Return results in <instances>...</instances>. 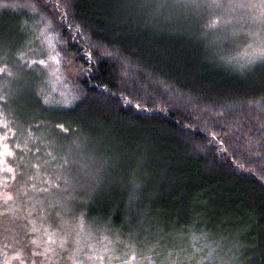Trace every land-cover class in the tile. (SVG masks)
Wrapping results in <instances>:
<instances>
[{
  "label": "trees",
  "instance_id": "16d2710c",
  "mask_svg": "<svg viewBox=\"0 0 264 264\" xmlns=\"http://www.w3.org/2000/svg\"><path fill=\"white\" fill-rule=\"evenodd\" d=\"M174 5L0 0V147L13 152V172H0V264H71L70 242L41 253L56 223L68 239L60 220L88 244L105 232L113 249L156 264L181 233L264 264V64L247 62L245 24L232 33L209 18L210 32L229 33L215 49ZM29 25L49 33L43 52ZM50 55L60 79L44 86L39 60ZM12 229L20 241L4 235Z\"/></svg>",
  "mask_w": 264,
  "mask_h": 264
},
{
  "label": "rangeland",
  "instance_id": "374dc122",
  "mask_svg": "<svg viewBox=\"0 0 264 264\" xmlns=\"http://www.w3.org/2000/svg\"><path fill=\"white\" fill-rule=\"evenodd\" d=\"M175 3V8L177 10L183 11L184 9L191 10V14L186 11V14L190 15L191 17L195 18L196 21L203 23L195 24V26H199L196 28L197 32H200V35L203 38L208 37L209 42L213 44L212 46L216 49L214 45H217L216 43L221 42L225 43L227 39H229V33L222 34L221 33H215L210 32L211 26L208 24H211L209 21L213 19V16L215 14H219L220 18H223V21L221 22V25L224 22L225 31H231L232 33L241 26H244L245 24V32L243 35H240V41H243L246 45L243 50L245 51H252L253 49L257 47L264 46V0H222L219 4H215L216 6H220L224 8L223 10H220V8H214V0H173ZM211 3V4H210ZM189 8V9H188ZM192 13L194 15H192ZM202 19V20H201ZM225 20V21H224ZM213 25V24H212ZM220 25V24H219ZM191 26H194L193 24ZM32 27V25H31ZM30 25L27 28L28 35L30 34V37H34L33 41L39 40L40 47L43 49V46L48 48L50 38H48L49 33L40 28L38 29V34L35 33L34 28L31 29ZM213 28V27H212ZM235 29V30H234ZM262 34V35H261ZM261 37V38H260ZM258 38V40H257ZM217 40V42H216ZM238 40V41H239ZM249 42V43H246ZM258 44V45H257ZM242 46V42H241ZM240 46V47H241ZM220 47V46H218ZM44 49L41 51L43 52ZM248 52V53H250ZM216 58L221 61H223L222 57L220 55H217ZM225 59V56H224ZM227 59V58H226ZM229 59V58H228ZM40 61V60H39ZM44 64H42L43 67V82L44 86L52 84L54 85L53 81H57V79H60V75H58L57 72V61L53 56H49L45 58ZM229 61V60H228ZM41 65V63H39ZM36 67H31L30 69L33 70L34 73L38 72V65H35ZM72 67H69L71 69ZM47 88V87H46ZM50 89L54 90V87H51ZM44 93V92H43ZM63 95V94H62ZM3 144L1 143L0 151L3 150ZM73 147L75 148V143H72ZM70 150V149H69ZM67 150L68 155L70 156V162L73 166L79 165V161H77L72 153L73 151ZM77 156V153H76ZM73 157V158H72ZM7 157H0V172H3L5 167L8 165L4 163L6 161ZM72 159V160H71ZM88 179H90L88 177ZM76 189L83 188V190L88 189V181L87 179H77ZM87 188V189H86ZM81 199V198H80ZM63 209V208H62ZM61 213L59 214V216ZM59 222L61 226L66 227L67 229L61 230V234H63V231L65 233L63 235H66L68 239L61 238L58 231L56 230L59 226L58 223L54 225L55 227H49L46 229V231L42 234L41 237H39L40 242L43 243V246L41 248V253L45 255L49 254V256L52 254L54 247L57 246H64L67 243H71L73 246V249L70 251V261L71 264H156L155 261L153 262L152 258L148 259L149 254L147 257H143V259L139 258L133 253L125 254L127 250L123 253H121L120 250H117L116 246H114V249L111 245L112 240H108L105 238L106 233L102 234L100 236L102 245H93V242L91 241L90 244L87 242L88 239H92V237H83V235L80 237V232L76 227H73L72 225H69L68 222L62 221ZM83 231V230H82ZM81 231V232H82ZM53 232H56V235L53 234ZM4 235H6L7 238L11 239L12 235L16 236V240H21V235L16 230H11L10 232H4ZM60 236V237H59ZM0 238H2V234L0 235ZM174 239L171 240L170 245H164L160 247V254L163 255V260L161 264H242L240 257L236 255L235 250L233 247L228 246L223 239L220 238H212L208 235H184V233H181V235L173 237ZM63 239V240H62ZM165 240V239H164ZM1 242V241H0ZM12 240L10 241V243ZM17 243V241H16ZM115 243V241H114ZM96 244V243H95ZM118 244V242L116 243ZM115 244V245H116ZM18 245V244H17ZM88 245V246H87ZM158 246V244H156ZM127 248V246H125ZM15 249V248H14ZM51 249V250H50ZM3 251V249H0V254ZM20 254L19 252L14 251L10 255H16ZM21 254L23 256H28L24 253V251H21ZM146 255V254H145ZM144 255V256H145ZM135 256V259L132 257ZM14 257V256H13ZM78 260L77 263L72 260ZM10 260V259H9ZM35 260V259H34ZM31 262L32 264H36ZM37 262V258L35 260Z\"/></svg>",
  "mask_w": 264,
  "mask_h": 264
},
{
  "label": "snow or ice",
  "instance_id": "6c2138e0",
  "mask_svg": "<svg viewBox=\"0 0 264 264\" xmlns=\"http://www.w3.org/2000/svg\"><path fill=\"white\" fill-rule=\"evenodd\" d=\"M257 61L261 62L262 64H264V46H261V47H258V48H255L253 49L250 53H247V62L250 63V64H254L256 63ZM39 63L41 64H44L45 61H39ZM2 71V70H0ZM37 98L39 99L40 96H39V93H37ZM5 102H6V98H5ZM42 103L43 105L45 106H49V101L47 99H43L42 100ZM67 103V102H66ZM137 107H139V105H137ZM6 126V125H5ZM56 127H58L62 132L64 133H67L68 132V129L64 127L63 124H60V125H57ZM7 136H4L3 138H0V139H3V140H7ZM17 148H20V145L17 144L16 145ZM13 156V152L9 149V146L7 143H4L3 144V150L0 151V157H11ZM4 163L6 164V161H4ZM40 165L37 164L36 167L38 168ZM4 171H7V172H13V169L10 167V166H7L5 167ZM12 179L15 180L16 177L15 175L12 176ZM58 187V185H57ZM43 191H47V189H44ZM11 199V196H6L5 197V200H9ZM51 250V249H50ZM133 259H135V256L132 257ZM125 264H127V262H125Z\"/></svg>",
  "mask_w": 264,
  "mask_h": 264
}]
</instances>
